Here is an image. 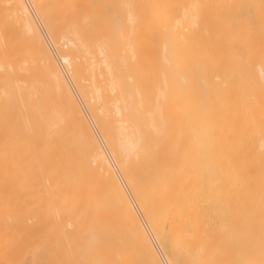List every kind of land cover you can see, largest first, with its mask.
Returning a JSON list of instances; mask_svg holds the SVG:
<instances>
[{
	"label": "bare ground",
	"instance_id": "6f19581e",
	"mask_svg": "<svg viewBox=\"0 0 264 264\" xmlns=\"http://www.w3.org/2000/svg\"><path fill=\"white\" fill-rule=\"evenodd\" d=\"M0 264H264V0H0Z\"/></svg>",
	"mask_w": 264,
	"mask_h": 264
}]
</instances>
